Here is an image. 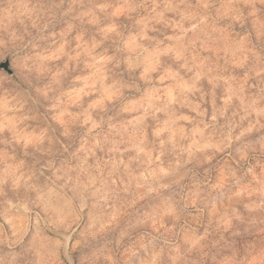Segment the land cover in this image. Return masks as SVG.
I'll use <instances>...</instances> for the list:
<instances>
[{"label": "clouds", "instance_id": "clouds-1", "mask_svg": "<svg viewBox=\"0 0 264 264\" xmlns=\"http://www.w3.org/2000/svg\"><path fill=\"white\" fill-rule=\"evenodd\" d=\"M0 264H264V0H0Z\"/></svg>", "mask_w": 264, "mask_h": 264}]
</instances>
